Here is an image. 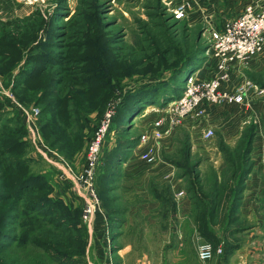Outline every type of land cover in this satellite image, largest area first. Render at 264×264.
Masks as SVG:
<instances>
[{
  "label": "rangeland",
  "instance_id": "374dc122",
  "mask_svg": "<svg viewBox=\"0 0 264 264\" xmlns=\"http://www.w3.org/2000/svg\"><path fill=\"white\" fill-rule=\"evenodd\" d=\"M248 5L264 0H0V264H264V49L228 83L243 103L152 139L213 76L210 31ZM108 112L95 228L76 177ZM203 242L222 252L202 262Z\"/></svg>",
  "mask_w": 264,
  "mask_h": 264
},
{
  "label": "built area",
  "instance_id": "2783aa9c",
  "mask_svg": "<svg viewBox=\"0 0 264 264\" xmlns=\"http://www.w3.org/2000/svg\"><path fill=\"white\" fill-rule=\"evenodd\" d=\"M186 5H180L175 13L178 18L185 15ZM211 58L216 61L217 75L215 78L201 82L191 79L187 85L184 98L178 102L177 110L171 105L168 109L170 117L165 120L154 122L152 139L156 142L171 135L180 122L191 116L201 117L205 114V105L211 104H240L246 100L249 86H242L236 92H229L224 89V84L231 79V69L237 65H246L252 58L257 56L264 49V5L259 7L248 5L243 13L233 19L226 21L222 29L210 31ZM1 90V86H0ZM176 104V103H174ZM174 111V112H171ZM112 113L108 112L106 119L96 131L91 140L87 155L86 164L81 175L76 180L87 190L84 196L83 222L91 224L100 210V199L96 188V178L101 164V157L105 140L108 135ZM205 139L214 136L212 130H205ZM150 137L143 135L142 143L147 144ZM157 146L143 149L140 157L147 164H154L157 161ZM180 191L178 196H183ZM211 243L203 242L198 247L199 259L206 263L221 253Z\"/></svg>",
  "mask_w": 264,
  "mask_h": 264
},
{
  "label": "trees",
  "instance_id": "16d2710c",
  "mask_svg": "<svg viewBox=\"0 0 264 264\" xmlns=\"http://www.w3.org/2000/svg\"><path fill=\"white\" fill-rule=\"evenodd\" d=\"M154 97L155 96H152V95H146L145 93H142V94H140V95H138V112H139V108H141L140 106H141V104H149L151 101H149V100H152V99H154ZM127 112H131V108H128V110L126 111V113ZM121 118L122 117H120V116H118V117H116L115 119H114V121L115 122H118V120H121ZM21 169V168H20ZM31 184V182L29 181V178L28 177H25V178H23V179H21L20 180V182L17 184V189H16V191H17V193L18 192H22V190L27 186V185H30ZM28 188V187H27ZM43 202V201H42ZM46 205V204H45ZM15 241H13V242H11V243H14ZM211 244H213V243H211ZM214 245V247L216 246L215 244H213ZM11 247V245L10 246H8V247H5L4 248V250H6V249H9ZM11 248H13V246L11 247ZM10 248V249H11Z\"/></svg>",
  "mask_w": 264,
  "mask_h": 264
},
{
  "label": "crops",
  "instance_id": "0c3cea01",
  "mask_svg": "<svg viewBox=\"0 0 264 264\" xmlns=\"http://www.w3.org/2000/svg\"><path fill=\"white\" fill-rule=\"evenodd\" d=\"M245 9V8H244ZM244 9L242 10V12L238 15V16H240L242 13H243V11H244ZM237 16V17H238ZM234 18H236V17H234ZM233 19V18H232ZM213 62L215 63V67H214V74H213V76L212 77H209L208 79H206V80H210V79H213V78H215L216 77V75H217V65H216V61L213 59ZM240 67H242V65H237V66H235V67H233L232 69H231V79L233 78V83L236 81V82H238L239 81V77H238V75H239V69H240ZM231 81V80H230ZM229 81V82H230ZM228 82V83H229ZM228 83H225L224 84V89H226V90H228L229 92H232V89H233V85H231V88H230V85H228ZM248 91H249V89H248ZM247 94H248V92H247ZM173 134V133H172ZM171 134V135H172ZM171 135H169V136H171ZM169 136H166V137H169ZM165 137V138H166ZM140 154H141V151H140V153H139V158H141L140 157ZM98 214V213H97ZM101 221H102V219H101V217H100V215L98 214V215H96L95 216V218H94V224H95V228H96V226L99 224V223H101Z\"/></svg>",
  "mask_w": 264,
  "mask_h": 264
},
{
  "label": "bare ground",
  "instance_id": "6f19581e",
  "mask_svg": "<svg viewBox=\"0 0 264 264\" xmlns=\"http://www.w3.org/2000/svg\"><path fill=\"white\" fill-rule=\"evenodd\" d=\"M178 104V103H177ZM173 105V104H172ZM146 113H150V111L148 110Z\"/></svg>",
  "mask_w": 264,
  "mask_h": 264
}]
</instances>
